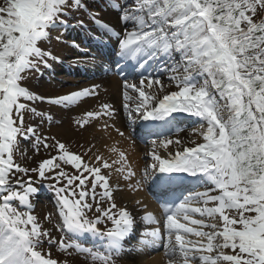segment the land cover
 I'll use <instances>...</instances> for the list:
<instances>
[{"label": "snow or ice", "instance_id": "6c2138e0", "mask_svg": "<svg viewBox=\"0 0 264 264\" xmlns=\"http://www.w3.org/2000/svg\"><path fill=\"white\" fill-rule=\"evenodd\" d=\"M107 3L133 25L117 33L93 17L99 29L116 37L127 124L133 131L137 122L143 124L141 138L151 145L142 170L120 147H110L106 157L92 145L86 161L25 122L27 113L52 122L31 107L30 102L45 98L24 81L57 59L41 45L52 30L67 24L72 11L85 7L82 0L0 2V264H69L53 256V247L67 257L83 256L85 264H116L136 224L132 212L115 202L120 181L130 193L151 182L160 203L162 219L135 200L145 210L140 219L155 225L136 238V251L162 250V264H264V0ZM160 61L177 90L168 91L154 75ZM128 69L139 70L138 83L129 81ZM100 89L94 84L48 102L68 108L98 97ZM180 114L195 118L196 139L180 138L185 131ZM115 116L116 109L103 103L100 111H88L75 123L84 128ZM109 127L125 136L115 124L102 125ZM25 141H34L37 152L41 145L55 148L57 155L37 167H22L16 157L24 155ZM30 173L52 181L47 187L55 196L59 238L33 214L32 198L39 189ZM191 181L204 190H195Z\"/></svg>", "mask_w": 264, "mask_h": 264}, {"label": "rangeland", "instance_id": "374dc122", "mask_svg": "<svg viewBox=\"0 0 264 264\" xmlns=\"http://www.w3.org/2000/svg\"><path fill=\"white\" fill-rule=\"evenodd\" d=\"M2 2V0H0ZM121 2H125L128 4L132 3V0H121ZM82 4L91 9H98L100 14H97V18L109 24L113 29L116 28H124L123 30H130L128 26H126L125 22L122 21L121 13L119 11H115L112 9L111 6L108 5L107 0H82ZM86 12L84 11V7L81 8L79 11H72L70 13V17L76 19L77 23L80 19H84L86 16ZM91 20V18H89ZM93 26V25H92ZM80 26L76 25L75 29L73 30L75 33L79 32ZM67 29H64L63 25L59 26L58 28L52 30L49 36V39L42 43L41 47L44 48L46 51H50L53 56L57 57V59L52 60L49 59L48 66L40 65L36 71H32L26 75V79L24 81L25 86H27L33 93L38 96L44 97V100H36L34 102H30L31 107L37 110V113H44L46 116L52 117V122L49 123L47 119H43L39 115H33L31 113H27L25 115V122L29 125H35L38 128V134L47 137L55 136L58 140L65 143L69 149L75 153L81 154L84 156V159L87 161L91 156V153L85 154L86 149L93 145V141L87 138V133L84 128H80L75 121L84 117L85 108L82 107L80 102L78 105H73L68 108H64L60 105H54L48 102L49 99L60 96L58 95V91L64 88H75L79 85L71 83L69 80L64 81V79H72V75L68 72H65L62 69L61 62L65 61V57L68 53L72 51V45L68 42L62 40V38H67L68 34L66 32ZM71 29H69L68 33ZM122 30V29H120ZM102 32V31H101ZM101 35L107 36L104 32ZM96 33V32H95ZM122 33V31H121ZM59 58L62 59L59 62ZM176 59H179V56H176ZM69 65V64H68ZM43 71L41 74L40 71ZM168 76L171 75L170 72L167 74ZM61 76L62 79H59ZM135 76V74L133 75ZM161 79L162 83L167 86L168 91H175L177 90L174 84L169 80V83L158 75ZM99 79V78H98ZM130 82H135L133 78H128ZM86 82V81H84ZM191 128H186L185 131L180 133V138L183 139H191L185 138L182 134L184 133H192ZM193 139H196L195 135ZM197 142H201L198 140ZM34 141H25L21 144V148L24 150V155H20L17 153V162L21 164L22 167H37L39 162L43 159L50 158L53 155H57V151L55 148L44 149L43 146H40L39 151L37 152L33 148ZM49 144L54 143L51 139L48 140ZM146 148H149L150 143L146 141L141 142ZM145 162L149 161L147 156H144L143 159ZM65 170L68 172H74L75 170L71 168V166H64ZM22 175V174H20ZM32 178L37 181L35 184L39 187L45 186L52 181H39V178L34 174L30 173ZM26 178V177H24ZM26 180V179H25ZM149 182H147L148 184ZM199 190V188L197 189ZM47 192L49 193L48 196H44L43 194L38 195L36 198H32V202L34 205L33 213L39 218V221L42 223L44 228L53 230V235L57 238L60 237L61 232L56 230L54 226L58 223V220L54 214V202L55 196L54 193L47 187ZM115 202L119 206L118 200L115 199ZM53 214L52 219L46 220L49 214ZM105 227L104 225H102ZM108 227H111L109 224ZM99 243V242H97ZM130 244V243H129ZM87 246H92L87 243ZM229 254L231 250H226ZM53 256L64 260L67 259L69 264H85L83 256H73L67 257L65 254L60 253L56 247L52 248ZM139 260L142 261L141 257H138ZM125 258L122 256L116 259V264H124Z\"/></svg>", "mask_w": 264, "mask_h": 264}, {"label": "bare ground", "instance_id": "6f19581e", "mask_svg": "<svg viewBox=\"0 0 264 264\" xmlns=\"http://www.w3.org/2000/svg\"><path fill=\"white\" fill-rule=\"evenodd\" d=\"M92 45V43H91ZM94 46V45H93ZM111 54V53H109ZM112 55V54H111ZM113 57V55H112ZM69 58V59H68ZM67 62L71 60L70 55H68ZM74 58V56H73ZM171 63V61L169 62ZM153 67H156L153 65ZM152 71V69H149ZM157 74L163 76V78L169 83V77L167 76L168 72L164 71V62L160 61V68L157 70ZM156 73V72H155ZM154 73V74H155ZM86 74V73H85ZM105 76H102V79H99L96 82H88L83 83L80 86H76L75 88H64L58 91V95L69 94L71 92L79 91L84 88H89L94 84H100L101 89L99 90L100 94L98 97H86L81 105L85 108V112L88 111H100V106L103 103H109L116 109V116L114 119L101 118L99 121H92L90 125L85 127L87 138L93 141V152L99 150V153L104 154L106 157L111 155L108 149L112 146L120 147L125 150L130 156L131 161L137 166L140 170L143 169L144 165L149 161L141 160L144 156L151 150V146L146 148L139 139L134 138L131 132L128 130L127 124V114L123 111V99H122V82L121 79L116 78L114 76L109 75L108 73ZM88 75V74H86ZM86 75L79 76L78 78L72 80L74 83H79L81 79L84 77L87 78ZM107 77V78H104ZM139 80V79H138ZM138 80L136 83H138ZM108 123L109 125L115 124V127H118L125 133L124 137H120L118 133L111 127L107 130H103L102 125L104 123ZM195 122V121H194ZM185 138L193 139L192 133L186 132L182 134ZM114 158V157H113ZM107 171V170H105ZM113 184L116 183V176L113 174L112 176ZM121 189L115 192V198L118 200L120 206H126L129 211L136 217V232H134L132 238L134 241L135 238L139 237L142 231L146 228L155 227V225H148L143 222L140 217L144 215L143 209L135 204V200L139 199L143 203L148 205V210L153 211L158 218L162 219L160 203L157 200L156 195L151 194L149 192L152 186H147L145 184L143 190L139 193H130V191L123 187V182L120 181ZM138 226V228H137ZM135 247L129 248L126 247V250L123 252V257L126 258L124 264H162L164 260L163 252H156L148 255L147 257H143L142 261L137 258V254L135 253ZM147 251V250H146ZM145 251V252H146ZM145 255V256H146Z\"/></svg>", "mask_w": 264, "mask_h": 264}]
</instances>
